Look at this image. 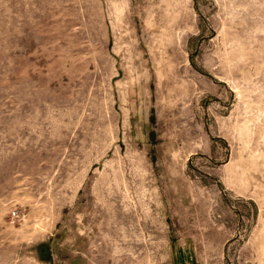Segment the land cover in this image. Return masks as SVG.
Wrapping results in <instances>:
<instances>
[{
	"label": "rangeland",
	"instance_id": "1",
	"mask_svg": "<svg viewBox=\"0 0 264 264\" xmlns=\"http://www.w3.org/2000/svg\"><path fill=\"white\" fill-rule=\"evenodd\" d=\"M0 264H264V0H0Z\"/></svg>",
	"mask_w": 264,
	"mask_h": 264
},
{
	"label": "built area",
	"instance_id": "2",
	"mask_svg": "<svg viewBox=\"0 0 264 264\" xmlns=\"http://www.w3.org/2000/svg\"><path fill=\"white\" fill-rule=\"evenodd\" d=\"M12 215H13V216H17V215H18L17 211L14 210V211L12 212Z\"/></svg>",
	"mask_w": 264,
	"mask_h": 264
}]
</instances>
